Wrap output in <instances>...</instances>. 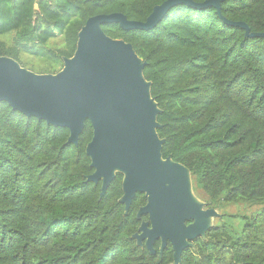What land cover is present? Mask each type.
Returning <instances> with one entry per match:
<instances>
[{"label":"trees","instance_id":"16d2710c","mask_svg":"<svg viewBox=\"0 0 264 264\" xmlns=\"http://www.w3.org/2000/svg\"><path fill=\"white\" fill-rule=\"evenodd\" d=\"M165 1L0 0V57L57 73L89 18L122 14L144 23ZM219 1V14L173 7L149 31L101 28L146 62L144 78L161 110L162 156L190 171L195 195L216 211L261 207L243 218L224 214L180 264H264V38H245L227 23L264 33V0ZM68 137L67 129L0 102V264H171L169 244L151 256L131 238L143 194L125 215L121 175L103 198L100 183L86 182L93 173L85 154L90 123L77 147Z\"/></svg>","mask_w":264,"mask_h":264},{"label":"water","instance_id":"95a60500","mask_svg":"<svg viewBox=\"0 0 264 264\" xmlns=\"http://www.w3.org/2000/svg\"><path fill=\"white\" fill-rule=\"evenodd\" d=\"M179 5L220 11L219 0L202 4L167 0L154 7L144 23L128 21L122 14L91 17L77 34L73 56L63 58L62 68L54 74H37L12 58L0 57V102L27 118L67 129L66 144L75 147L88 121L92 137L85 154L93 173L86 182H101L103 198L116 175H121L119 203L125 215L136 194H143L146 204L136 219L146 216L147 222L131 238L151 256L156 255V241L160 242L159 256L169 244L171 264H180L183 252L193 249L195 240H204L214 220H221L222 215L195 195L186 167L170 156L163 158L164 140L157 133L161 110L151 96L152 84L144 78L146 62L131 44L111 39L101 26L118 25L126 32L149 31ZM227 23L244 30L245 38H264V33H250L244 23Z\"/></svg>","mask_w":264,"mask_h":264},{"label":"rangeland","instance_id":"374dc122","mask_svg":"<svg viewBox=\"0 0 264 264\" xmlns=\"http://www.w3.org/2000/svg\"><path fill=\"white\" fill-rule=\"evenodd\" d=\"M29 64H33V61L31 59L28 60ZM24 67V66H22ZM30 65H26L24 68L33 71L34 73L37 74H42L40 73V69L35 68V69H31L29 68ZM261 207H253V208H248L246 206L240 205V206H227L224 207L223 209L217 211L220 215L222 214H228V215H235L238 216V218H243L245 216H250L252 214H254L255 212H257L258 210H260ZM232 220H225L226 224L230 225H236L239 226L240 225V220L238 219L237 221H235L234 223H231ZM218 223L217 220H214V224ZM236 223V224H235Z\"/></svg>","mask_w":264,"mask_h":264},{"label":"flooded vegetation","instance_id":"af4514ba","mask_svg":"<svg viewBox=\"0 0 264 264\" xmlns=\"http://www.w3.org/2000/svg\"><path fill=\"white\" fill-rule=\"evenodd\" d=\"M100 184H101V182H99ZM222 216H224V214H222ZM143 217H146V216H143ZM143 217H141L139 220H137V221H140V225L142 224V223H144V222H147V220H143L142 221V218ZM146 219H147V217H146ZM140 225H139V227H140ZM138 227V228H139ZM138 228H137V230H138ZM136 233H137V231H136ZM156 242H159V241H156ZM156 242L154 243V249H155V244H156ZM193 244V243H192ZM159 247H160V242H159ZM159 247H158V249H157V251H156V254L158 253V250H159ZM167 247V246H166ZM141 248V247H140ZM156 250V249H155ZM159 255V254H158Z\"/></svg>","mask_w":264,"mask_h":264}]
</instances>
